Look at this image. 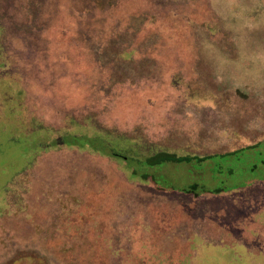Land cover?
I'll return each instance as SVG.
<instances>
[{
	"label": "rangeland",
	"instance_id": "obj_1",
	"mask_svg": "<svg viewBox=\"0 0 264 264\" xmlns=\"http://www.w3.org/2000/svg\"><path fill=\"white\" fill-rule=\"evenodd\" d=\"M0 264H264V0H0Z\"/></svg>",
	"mask_w": 264,
	"mask_h": 264
},
{
	"label": "trees",
	"instance_id": "obj_2",
	"mask_svg": "<svg viewBox=\"0 0 264 264\" xmlns=\"http://www.w3.org/2000/svg\"><path fill=\"white\" fill-rule=\"evenodd\" d=\"M192 159L193 158H189V157L176 158V157L168 155V154H164V155L161 154L159 156L156 155L152 159H149L148 161H146V166L148 168H151V167L163 165L165 163H182V162L190 163L192 161ZM201 161H203V159L199 160V162H201ZM148 177H150V176L148 175ZM197 187H198V185L192 184L190 188H191V190L195 191L197 189Z\"/></svg>",
	"mask_w": 264,
	"mask_h": 264
}]
</instances>
